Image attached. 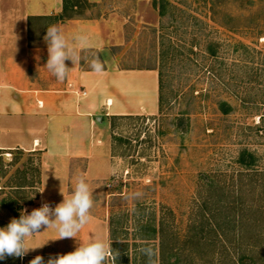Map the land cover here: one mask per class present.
Listing matches in <instances>:
<instances>
[{
    "label": "rangeland",
    "instance_id": "374dc122",
    "mask_svg": "<svg viewBox=\"0 0 264 264\" xmlns=\"http://www.w3.org/2000/svg\"><path fill=\"white\" fill-rule=\"evenodd\" d=\"M39 1L18 0L23 8ZM164 1L67 0L63 16L106 32L91 31L96 47L82 61L161 67L166 102L155 114L104 118L91 169L83 161L60 179L65 196L80 178L93 190L92 219L76 238L42 228L30 246L43 247L0 264L37 255L47 264L95 240L114 241L116 264H264V0ZM50 19L35 22L39 35L57 26ZM244 150L256 157L249 167L239 162ZM39 165L35 153L5 156L0 228L24 209L63 201L49 178L41 196ZM150 225L158 228L151 240Z\"/></svg>",
    "mask_w": 264,
    "mask_h": 264
},
{
    "label": "crops",
    "instance_id": "0c3cea01",
    "mask_svg": "<svg viewBox=\"0 0 264 264\" xmlns=\"http://www.w3.org/2000/svg\"><path fill=\"white\" fill-rule=\"evenodd\" d=\"M60 1L45 0L44 5L41 0L23 8L18 0H8L2 8L0 0V175L5 156L16 150L35 153L39 190L49 178L57 193L60 179L71 180L78 163L86 161L91 169L104 144L99 133L104 118L155 114L160 93L156 66L115 68L104 63L103 72L96 73L88 59L82 61L81 52L96 47L92 32H106L96 27L87 31L80 18L62 16L69 10L64 12L65 0ZM45 19H55L69 40L85 38L82 46L77 43L79 62H65L70 71L62 82L45 67L46 32L40 36L35 23ZM40 194L44 197V191ZM56 200L51 199L54 207Z\"/></svg>",
    "mask_w": 264,
    "mask_h": 264
},
{
    "label": "clouds",
    "instance_id": "9594fccd",
    "mask_svg": "<svg viewBox=\"0 0 264 264\" xmlns=\"http://www.w3.org/2000/svg\"><path fill=\"white\" fill-rule=\"evenodd\" d=\"M44 40L48 46L45 67L62 82L70 71L65 62L70 60L73 65L79 62L77 43L82 46L85 38L76 36L69 40L59 27L52 25L47 28ZM90 67L96 73L104 70L98 59H94ZM60 191L63 201L54 208L45 202L41 207L33 209L30 214L24 209L19 219L13 218L6 227L0 228V260L6 257L23 259L30 250L43 247L44 245L30 246L31 238L44 232L41 231L42 228L55 229L57 239L77 237L81 229L92 219L93 190L84 178H80L70 195L65 196L63 191ZM118 256L119 253L113 252L111 245L105 244L102 240H95L79 245L73 252L50 258L47 264H116ZM29 264H44V258L37 255Z\"/></svg>",
    "mask_w": 264,
    "mask_h": 264
},
{
    "label": "trees",
    "instance_id": "16d2710c",
    "mask_svg": "<svg viewBox=\"0 0 264 264\" xmlns=\"http://www.w3.org/2000/svg\"><path fill=\"white\" fill-rule=\"evenodd\" d=\"M164 1V0H163ZM65 6H64V12L68 10V7H67V0L65 1ZM165 2V1H164ZM155 4H156V1H155ZM160 13L163 15V11L160 9ZM63 16V14H62ZM158 71H159V83H160V93H159V110H163V107H164V104L166 102V96H165V93H164V71L162 70L161 67H157ZM225 106V104H223ZM224 110H226L224 108ZM239 162L241 164H244V166H247L249 167L250 165L254 164L256 162V157L254 155V153L250 152V151H247V150H244L240 153L239 155ZM24 186L26 185H18L16 186L15 188H23ZM0 204L2 207H4L6 204H7V199L3 198L1 201H0ZM12 208V206H11ZM13 212H16V209H12ZM237 217L234 216L233 220H235ZM231 219H228V220H231ZM149 230L151 231V238H148V239H155L157 233H158V228L156 226H149ZM115 240V239H114ZM112 250L113 252H116V250L113 248L114 247V241H112ZM128 262V261H127Z\"/></svg>",
    "mask_w": 264,
    "mask_h": 264
},
{
    "label": "built area",
    "instance_id": "2783aa9c",
    "mask_svg": "<svg viewBox=\"0 0 264 264\" xmlns=\"http://www.w3.org/2000/svg\"><path fill=\"white\" fill-rule=\"evenodd\" d=\"M83 93L85 94L86 92H83ZM43 203H45V202H42V203H41V206H42ZM47 203L50 204V206H52V207L54 208L53 203H51V202H47Z\"/></svg>",
    "mask_w": 264,
    "mask_h": 264
}]
</instances>
